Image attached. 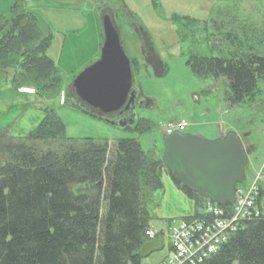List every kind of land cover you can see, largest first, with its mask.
<instances>
[{
	"label": "trees",
	"instance_id": "16d2710c",
	"mask_svg": "<svg viewBox=\"0 0 264 264\" xmlns=\"http://www.w3.org/2000/svg\"><path fill=\"white\" fill-rule=\"evenodd\" d=\"M16 1L14 8L22 2ZM214 14L222 16L210 22L217 40L208 44V56L191 55L186 65L198 78L223 79L224 101L240 105L251 100L258 81H264V28L248 19L239 21L234 14L229 18L228 12L224 18L222 10ZM174 20L180 38H185V29L193 34L198 26L205 27L189 17ZM50 42L31 13L0 16V74H10L17 91L19 84L31 81L36 95H58L61 79L46 56ZM129 60L135 79L140 64ZM63 105L90 113L72 88ZM138 126L140 131L149 129L147 121ZM162 172L194 202L193 217L201 216L198 209L206 200L182 186L162 160L147 155L135 139L118 140L113 146L67 139L50 108L24 137L0 132V264H141V252L154 251L157 239L145 235L150 217L141 192L160 189ZM98 183L101 189L95 195ZM199 264H264V219L239 221L226 243Z\"/></svg>",
	"mask_w": 264,
	"mask_h": 264
},
{
	"label": "rangeland",
	"instance_id": "374dc122",
	"mask_svg": "<svg viewBox=\"0 0 264 264\" xmlns=\"http://www.w3.org/2000/svg\"><path fill=\"white\" fill-rule=\"evenodd\" d=\"M16 3V0H0V16L10 19L28 12L36 17L42 36L51 37L46 56L53 61L60 76V92L54 96H38L31 81L19 84L17 91L11 75L0 74V132L5 131L12 138L24 137L38 125L43 110L50 108L64 126L67 139H92L109 146L118 140L135 139L147 155L152 153L161 160L163 126L174 120L184 121L186 128L182 134L209 142L216 141L220 132L224 136L236 135L247 155L242 185L247 187L255 179L264 165V81H258L257 93L251 100L229 106L224 101L225 81L194 76L186 61L191 55L208 56L209 42L217 40L210 22L222 18L214 14L215 10H222L224 18L228 12L229 18L248 19L250 24L264 28V0L227 3L220 0H22L14 8ZM106 3L120 8L117 24L113 25L127 57L140 64L135 79L145 103L136 108V126L111 125L63 105L73 78L99 57L100 20L105 15ZM123 10L148 37L155 53L154 65L152 55L146 54L144 60L137 30ZM175 17H189L200 25L204 23L205 27L198 26L193 34L185 29L182 31L185 38H180ZM143 121L148 122L149 129L140 131L138 125ZM161 185L154 191L142 188L149 226L157 241L152 244L154 251L141 252V264L165 260L169 256V228L195 215L194 202L175 186L166 172L161 174ZM198 211L202 214L204 209Z\"/></svg>",
	"mask_w": 264,
	"mask_h": 264
},
{
	"label": "water",
	"instance_id": "95a60500",
	"mask_svg": "<svg viewBox=\"0 0 264 264\" xmlns=\"http://www.w3.org/2000/svg\"><path fill=\"white\" fill-rule=\"evenodd\" d=\"M100 29L99 57L73 78L71 88L78 100L92 109L86 115L116 125L104 116L135 109L137 92L133 85L137 82L109 16L101 18ZM246 159V152L234 134L213 142L178 133L163 140V165L182 186L217 206L233 202L234 187L244 178ZM100 189L98 183L93 189L95 195Z\"/></svg>",
	"mask_w": 264,
	"mask_h": 264
},
{
	"label": "built area",
	"instance_id": "2783aa9c",
	"mask_svg": "<svg viewBox=\"0 0 264 264\" xmlns=\"http://www.w3.org/2000/svg\"><path fill=\"white\" fill-rule=\"evenodd\" d=\"M185 128L184 121H170L163 126V134L165 137L182 134ZM242 182L234 187L229 210L206 200L201 216L185 219L178 226L170 227V255L158 264L202 263L226 243L239 221L257 217L264 219V165L247 187ZM145 235L148 239L156 236L151 229Z\"/></svg>",
	"mask_w": 264,
	"mask_h": 264
},
{
	"label": "flooded vegetation",
	"instance_id": "af4514ba",
	"mask_svg": "<svg viewBox=\"0 0 264 264\" xmlns=\"http://www.w3.org/2000/svg\"><path fill=\"white\" fill-rule=\"evenodd\" d=\"M105 9H106V11L104 14L109 16V18L111 19L112 23H114V25L117 24L116 19H117L118 13L120 11V8H118V7L115 8L114 6H108V4L106 3ZM124 14H125V17L132 22V26L135 28V30H137L136 35H137V37L141 43L142 54L144 55V60L146 61V54L152 55L153 56V65H154V63L156 62V59L154 58L155 53L149 44L148 37L145 36L144 32L142 31L141 27L137 24V22H135L133 19H131V16L129 15V13L124 11ZM211 41H212V39H211ZM133 90L135 92H137L134 110L132 108H130L127 111L116 112V113H113L111 115H107L104 117L109 119L110 121H113L117 126L119 124H122V123L126 124V127L133 126V125L136 126L137 125V118H136V112H135L136 108L139 107L140 105H142L143 103H145V100H143L141 98V93H140L139 86L137 83H135L133 85ZM147 104L150 105V103H147ZM89 111L91 112L92 109H89ZM94 112H96V111H94Z\"/></svg>",
	"mask_w": 264,
	"mask_h": 264
},
{
	"label": "crops",
	"instance_id": "0c3cea01",
	"mask_svg": "<svg viewBox=\"0 0 264 264\" xmlns=\"http://www.w3.org/2000/svg\"><path fill=\"white\" fill-rule=\"evenodd\" d=\"M223 137H225L224 135H223V133L222 132H220L219 134H218V136H217V139L216 140H219V139H221V138H223ZM157 241V239L155 240V242ZM168 252H169V255H170V249L168 250Z\"/></svg>",
	"mask_w": 264,
	"mask_h": 264
}]
</instances>
